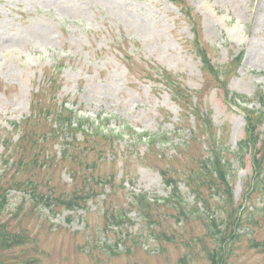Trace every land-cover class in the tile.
Listing matches in <instances>:
<instances>
[{
	"label": "rangeland",
	"instance_id": "obj_1",
	"mask_svg": "<svg viewBox=\"0 0 264 264\" xmlns=\"http://www.w3.org/2000/svg\"><path fill=\"white\" fill-rule=\"evenodd\" d=\"M187 1L202 16L197 33L216 65L224 66L244 49L237 73L230 77L226 89L251 98L248 106L259 108L254 92L264 91V0ZM185 9V4L176 6L166 0H0V172L11 168L5 177L9 184L12 174L15 180L36 181L45 195L80 189L92 175L88 186L96 192L83 209L49 211L41 204L38 213H28L27 207L33 203L31 189H10L3 216L10 218L11 225L19 222L29 239L3 252L5 261L208 264L201 242L193 240V236L205 237L204 222L194 214L186 212L188 217L179 216L178 220V210L166 204L154 207L151 218L127 209L132 193H145L151 202H162L170 195L171 188L164 185L158 168H171L170 173L180 177L175 170L186 171L194 166L196 156L208 155L201 144L206 134L191 141L190 148L176 147L189 137V128L197 121L187 117L181 104L185 95L162 83L163 78L158 80L160 68L172 73L181 89L190 92L186 106L210 112L215 131L223 138L219 144L227 153L237 149L244 135L241 112L226 102L222 85L200 71L201 62L191 43V18ZM57 64L63 67L55 74ZM144 72L151 77L140 78ZM51 78L55 87L49 83ZM62 102L74 111V123L88 117L93 129L98 126L104 133L121 134L116 144L84 139L80 133L43 140L39 146L22 140L27 133L42 136L47 128L44 114L32 115L33 105H37L35 113L40 108L53 112ZM15 122L21 123L20 128L12 131ZM86 127L91 129V125ZM141 132L171 137L168 146L162 145L167 147L162 156L146 152L144 144L129 145ZM6 139L10 142L5 144ZM66 141H71L70 156L64 160L59 156ZM49 156L54 160L44 162ZM4 158L13 161L4 165ZM232 166L236 171L233 190L241 202L252 174L250 161L242 166L235 159ZM111 175V184L94 182ZM180 190L185 207L204 209L182 180ZM22 198L25 206L12 218ZM250 201L258 207L263 203L256 193ZM115 209L131 221L125 220L122 230L107 218ZM69 214L73 218L68 221ZM255 218L259 219V214ZM247 226L253 230L252 238L264 239L263 221ZM126 232L138 235V242L127 239L126 246H114L118 236ZM246 244L243 240L234 246L231 263L264 264V254L248 250Z\"/></svg>",
	"mask_w": 264,
	"mask_h": 264
},
{
	"label": "trees",
	"instance_id": "obj_2",
	"mask_svg": "<svg viewBox=\"0 0 264 264\" xmlns=\"http://www.w3.org/2000/svg\"><path fill=\"white\" fill-rule=\"evenodd\" d=\"M173 2H177L179 0H172ZM194 46L196 47V52L200 56L202 61V70L206 72L207 74L213 76L215 79H219L220 76L226 75L228 71H221L213 62L212 59L207 52V50L200 45L197 38L194 40ZM235 62L238 60L235 59ZM233 63V62H232ZM230 64V66L232 65ZM225 68H228L226 66ZM162 78H164V82L168 84L169 86H172L174 88L179 89L177 92L181 93L182 89L177 84L174 83L175 80L172 78V76L168 73H166L165 70L161 73ZM144 76L150 77L151 74L148 72H144ZM185 97H188V100L190 98L189 94H185ZM182 102V104L186 103ZM33 112L32 114L36 117L39 114H43L46 112L47 116L45 119L48 118L50 114V111L48 108L38 109V113L36 114L35 111L37 110V105H33ZM189 109V114L193 116L197 120V126L202 127L203 131L206 130V128H209L211 126V121L209 119V116L207 115V112L203 114V112H200L199 109L194 105L191 107H187V110ZM261 115H249L248 119L246 120L247 126L245 128V140H242L239 142L238 152H234L232 155L237 156L239 155L241 159L244 158V154L247 150V148L254 149L255 144L253 137H256L258 140H260L259 134L256 133L257 126L260 125L262 122V118L259 117ZM71 117V113L68 112L66 109L61 108L59 111H56V114L49 120L50 123H46V126L55 133L53 136L56 135L58 132V128L60 125H63L64 123L69 121V118ZM56 123V127H53L52 125ZM19 126L15 125V128L17 129ZM57 128V129H56ZM74 128L69 127L68 131H74ZM57 131V132H56ZM61 131V130H60ZM34 133H27L26 137L22 140L26 139V141L31 144L32 146H39L40 143L43 140H46V138H43V136L35 137L33 136ZM36 138V139H35ZM41 138V141L39 140ZM105 140L109 139L108 137L104 138ZM166 137H163L164 141ZM157 138L152 139L148 146V152L155 153V152H162V149L156 148V142ZM263 142V141H262ZM20 143V142H19ZM216 143V139L212 138V142L208 143V149L210 151V156L206 159L200 160L197 164L198 166L191 168L186 167V172H181L182 170H176V173H179L181 175V178L185 180V182L193 188V190L196 193V197L198 200L205 204H208V200L205 197L204 191L201 190V187H204L208 189V192L210 196L212 194H218L220 198H222L221 205H216L222 212H226L225 216L220 217V220L218 221V218H214L207 222L206 228H207V235L215 236V239H212V247H209L205 242H203V248L207 249V255L208 259L210 260V264H229L227 257L229 256L230 248L233 246V241H236L241 236H244L243 234H239L236 230L240 228L242 225L241 222V216H240V208L241 206H236L234 203V197L232 194V187L230 185L229 177H227V174L230 172V166L231 163L229 161V158H225L223 151L220 149L214 147V144ZM245 150V151H244ZM262 151V154L259 157L254 156V170L257 172L255 175V183H254V189L258 192L262 191L264 188V175L261 176V174L264 173V142L261 145L260 149ZM162 155V153H160ZM173 170L171 168H160V174L165 182L166 185H171L173 187L174 194H179V181L177 178H175L173 175H171L170 171ZM5 171V170H4ZM7 172V171H6ZM3 173L0 174V181L3 177ZM88 180V176H87ZM22 183H16L17 186H19ZM35 184H33V187ZM262 186V187H261ZM10 186H4L0 185V252L10 250L24 242V238H26L22 233L19 231H12L10 228L7 227V222L1 219L2 213L7 206L8 198H7V191ZM34 192H36V188L34 187ZM84 190V189H82ZM37 194V193H36ZM73 194V193H72ZM79 194V193H77ZM42 194L38 195L37 200H40L45 203L47 207H58V206H64L67 209H72L74 205L79 204L81 200H84V198L81 197V195L74 194L73 196H56L52 197L50 200L46 199L43 200ZM138 206L141 208L144 213H146L147 217L152 216L151 209L152 207L147 204V202L139 198ZM36 205H38L37 202H35ZM36 205H34L31 209H37ZM209 207V206H208ZM207 207V208H208ZM20 208H22V205H20ZM178 210V217L180 215H183L184 209L181 207H177ZM264 212V209L262 210ZM191 212V211H189ZM116 212H112L110 214V217L112 218V222L116 225H122L121 222L116 219V215H114ZM263 218H264V214ZM146 217V216H145ZM129 235V234H127ZM133 236V235H131ZM207 247V248H206ZM264 251V249L262 250ZM0 264H7L5 262V258L2 257V254L0 253Z\"/></svg>",
	"mask_w": 264,
	"mask_h": 264
}]
</instances>
